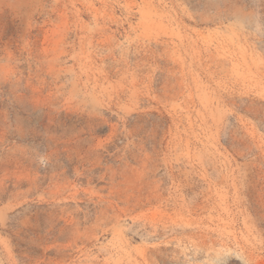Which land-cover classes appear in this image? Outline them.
<instances>
[{
  "label": "rangeland",
  "instance_id": "374dc122",
  "mask_svg": "<svg viewBox=\"0 0 264 264\" xmlns=\"http://www.w3.org/2000/svg\"><path fill=\"white\" fill-rule=\"evenodd\" d=\"M0 264H264V0H0Z\"/></svg>",
  "mask_w": 264,
  "mask_h": 264
}]
</instances>
